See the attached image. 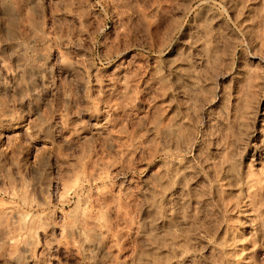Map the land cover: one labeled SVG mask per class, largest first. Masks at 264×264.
<instances>
[{
  "label": "rangeland",
  "instance_id": "rangeland-1",
  "mask_svg": "<svg viewBox=\"0 0 264 264\" xmlns=\"http://www.w3.org/2000/svg\"><path fill=\"white\" fill-rule=\"evenodd\" d=\"M0 264H264V0H0Z\"/></svg>",
  "mask_w": 264,
  "mask_h": 264
},
{
  "label": "bare ground",
  "instance_id": "bare-ground-1",
  "mask_svg": "<svg viewBox=\"0 0 264 264\" xmlns=\"http://www.w3.org/2000/svg\"><path fill=\"white\" fill-rule=\"evenodd\" d=\"M22 221H23V220H22ZM11 240H12V239H11ZM12 242H13V240H12ZM28 242H29V241H28ZM28 242H27V240H26V244H27ZM29 244H30V242H29ZM26 246H27V245H26ZM28 248H29V247H28Z\"/></svg>",
  "mask_w": 264,
  "mask_h": 264
}]
</instances>
